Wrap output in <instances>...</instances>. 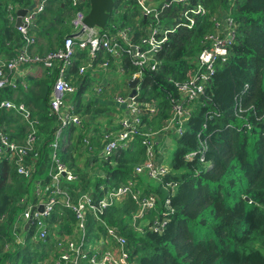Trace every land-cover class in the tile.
<instances>
[{
    "label": "trees",
    "instance_id": "obj_1",
    "mask_svg": "<svg viewBox=\"0 0 264 264\" xmlns=\"http://www.w3.org/2000/svg\"><path fill=\"white\" fill-rule=\"evenodd\" d=\"M36 1L0 0V57L13 58L25 44L16 28V13H12L11 19L9 7L26 9L33 7ZM115 1L114 13L102 34L129 28L135 32L136 40L144 37L150 21L142 15L136 0ZM165 1L156 5L157 8L160 9ZM89 2L85 0L81 6L86 12L90 8ZM197 5L205 7V16L195 17L193 29L179 27L171 34L166 47L157 56V69L145 70L136 96L140 105L139 131L155 134L163 140L176 136V150L168 165L170 172L161 182L154 181L157 185L147 183L144 186L145 194L159 198L157 210L147 213L146 219L153 220L157 213L165 212L166 200H170L175 212L169 216L161 233L149 228L143 233L135 230L133 218L138 207L132 198L125 206L108 210L105 220L121 230L136 264H264V0H190L186 9ZM184 8V5L176 4L162 19L174 24L178 19L184 21ZM74 16L75 8L70 0H48L36 27L31 30L37 37L34 52L42 55L62 48L66 39L73 36ZM222 16H227L235 25L236 38L230 59L216 69L204 95L192 105L193 113L183 134L168 133L165 128L172 118L171 102L180 98L176 83L188 80L196 57L204 48L203 42L218 30L217 23H222ZM41 39L46 44H41ZM87 53H77L67 74L71 82L73 77L74 86L76 79L81 77L80 64ZM97 58L98 61L108 59L114 64V59L106 53H99ZM116 65L117 70L119 66L124 69L130 81L136 70L129 57L124 56L122 63ZM57 73L55 68L46 70V79L28 77V90L21 86L18 89L6 87L2 92L4 97L11 98L16 93V102L31 109V118L38 121L37 143L30 155V163L36 165V177L43 178L45 183L50 181L48 171L53 165L50 145L58 130L56 116L50 108ZM86 75L85 83L90 78L88 73ZM84 93V89L79 88L74 97L73 94L67 97L75 107L73 112L81 117L83 127L67 128L58 150L60 161L76 178L73 182L63 179V188L74 200L93 191L101 196L109 188L142 179H137L134 171L147 159L141 137L109 160L99 156L102 149L99 141L105 133V129L101 132L99 128L111 124L112 120L104 106L106 103L95 97L88 102L83 98ZM145 105H156L157 113L151 114ZM1 115L0 126L12 139L23 143L30 130L25 117L15 112ZM101 117H107L105 122L90 125V121ZM93 127L99 133L91 143L93 148L98 147L95 167L92 171L88 165L82 171L77 167L74 154L77 151L79 154L84 135ZM201 141L207 144L204 161L201 156L187 160L189 153L199 150ZM168 182L175 183L174 191L165 189ZM31 190L32 184L17 173L14 165L8 160L0 161V243H16L13 234L21 213L20 200ZM70 219L74 221L72 212L59 208L51 217V223L61 224L53 231L60 234L65 228L70 232ZM138 223L141 225L142 222ZM93 236L94 226L89 223L88 239ZM40 260V253L32 252L29 245L6 253L3 245L0 249V264H38Z\"/></svg>",
    "mask_w": 264,
    "mask_h": 264
},
{
    "label": "built area",
    "instance_id": "obj_2",
    "mask_svg": "<svg viewBox=\"0 0 264 264\" xmlns=\"http://www.w3.org/2000/svg\"><path fill=\"white\" fill-rule=\"evenodd\" d=\"M47 1L40 0L37 5L30 8L28 14L23 18V25L17 28L25 42L23 48L11 59L0 57V115L3 112L21 113L30 127L25 142L20 144L0 126V161L8 160L10 164L15 163L17 173L27 183L32 184V192L25 193L20 200L21 213L15 223V233L13 234L16 243H5L6 249L3 252H9L14 248H25L29 245L32 252L38 251L42 254L43 259L38 264H136L131 258L132 253L128 240L121 230L111 226L105 220L108 210L125 204L128 199L132 198L138 207L133 218V227L141 233L148 228L150 231L161 233L169 221V216L175 210L171 208L170 200H166L164 203L166 211L157 213L153 220L145 222L146 214L157 210L159 198L154 194H145V191L139 188L137 180H129L117 187L109 188L101 196L92 192L77 197L75 200L68 190L63 188L64 178L67 182H73L76 178L58 157L60 140L65 129L83 126L81 117L73 112L71 106L67 105V97L76 91L67 74L77 53L88 51V61L81 66L80 76L93 70L96 64L103 71H109L113 66L110 60L102 59V61L96 62L99 53H106L114 59V64L119 65L122 63L123 57L128 56L130 64L136 70L133 73V80L141 81L146 69L152 71L157 69L159 64L157 56L166 47L171 34H174L179 27L193 29L196 24L195 17L205 16L206 9L202 5H197L187 10L186 5H189L190 0H167L160 9L153 3V0H136L142 15L150 21V24L145 28L146 35L136 40L135 32L129 28L110 34H102L106 31L88 28L84 24L88 12L81 8L85 0H70L75 8L72 24L74 35L77 36L73 35L67 38L62 48L40 55L34 52L37 38L31 33V30L36 27L37 19L45 11ZM176 4L185 6L182 14L184 21L178 19L177 24L166 22L162 16L166 15V12ZM14 11V7L10 6L11 19H13ZM217 27L218 30L203 42L204 48L196 57L188 80L176 83L180 98L171 102L173 105L172 118L165 128L168 133L183 134L193 113L192 105L199 102L204 95L205 87L211 76L215 74L216 69L226 64L230 59L231 49L236 38L234 22L226 17L223 23H217ZM82 31L83 34H81ZM37 66H42L46 70L58 69L52 89L50 108L53 115L59 120V126L53 143L50 145L53 150V165L48 172L49 183L37 178L36 165L28 162L37 143L36 126L38 121L31 118V113L24 104H17L12 99L4 98L2 93L6 87L18 89L21 86L28 90L29 69ZM118 72L123 73L124 69L119 66ZM102 91V87L97 89L98 94ZM129 100L131 99L120 95L114 99L116 104L125 107L127 113L121 119L118 130H108L104 133L102 156L109 160L117 151L128 149L141 137L147 159L136 167L134 176L137 179L146 176L151 180L161 182L170 172L168 166L159 163V158L162 159V155L156 154L161 141L155 134L139 131L141 125L140 105L136 98L131 102ZM145 107L153 115L158 111L156 105H145ZM240 112H242L241 109ZM85 143L89 145V140L85 139ZM206 151L207 144L205 141H201L199 150L189 153L186 159L191 161L201 156L203 162ZM175 187V183L168 182L165 189L174 191ZM40 207L43 208V211H40ZM59 208L72 212L74 221L70 220V232L57 234L53 231L57 225H52L51 217ZM139 221L142 222L141 225H138ZM28 223L29 227L26 229ZM89 223L94 226L96 236L94 245L88 241ZM17 230L20 232L17 233Z\"/></svg>",
    "mask_w": 264,
    "mask_h": 264
},
{
    "label": "crops",
    "instance_id": "obj_3",
    "mask_svg": "<svg viewBox=\"0 0 264 264\" xmlns=\"http://www.w3.org/2000/svg\"><path fill=\"white\" fill-rule=\"evenodd\" d=\"M40 0H37L35 5H37L39 3ZM165 0H153V3L155 5H160L164 2ZM34 5V6H35ZM33 6V7H34ZM33 7H30V8H33ZM30 8H26L28 11L30 10ZM15 13H16V18H15V24L17 22V19H18V15H17V12L19 10H21V8L19 7H15ZM24 9V8H23ZM13 12V13H14ZM223 17V16H222ZM227 17V16H226ZM226 17L224 16L223 19H221L222 23L224 22V20L226 19ZM51 25H49L47 28L49 29ZM74 35V33L72 34ZM36 37V36H35ZM141 37V36H140ZM139 37V38H140ZM37 38V37H36ZM138 38V39H139ZM41 44H46L45 40L44 39H41ZM85 52V51H83ZM46 53H42V55H44ZM88 57H89V52L86 54V58L82 61V64H80L81 66L86 64V62L88 61ZM102 61V60H101ZM98 62V60L96 61ZM79 65V67H80ZM42 66H37V67H31L29 69V78H35V79H38V78H42L44 77V74L46 73V69H44L43 67L41 68ZM88 74L90 75V78L87 80V83H85V79L87 78V75L85 77L81 76L79 77L78 79H76V81L74 82L75 83V88H76V91L80 88V89H84V96L83 98L86 100V101H90L91 97H95L97 100L99 101H102L104 103H106L104 106L105 108H107L108 112H109V117L111 118L112 120V123L107 125L106 127H100V131L101 132H104V129H105V132L106 131H114L116 128L119 127V123L121 121V119L125 116V114L127 113V111H125V107L122 106V105H118L115 103L114 99L115 97L117 96H123L125 98H129L130 99V94L132 92L131 88H130V82L131 81H134L133 80V75H132V79L129 81L128 80V77L126 76V73L123 72V73H120L118 72L117 70V65L116 64H113V66L110 68L109 71L105 72L103 71L98 64L95 65V68L91 71L88 72ZM56 78H57V75H56ZM55 78V80H56ZM72 82H73V77H72ZM140 82L139 81V85H140ZM139 85H138V88H139ZM128 86H129V89H128ZM99 87H102L103 88V91L99 94V95H96L95 92L97 93V89ZM137 88V90H139ZM76 91L73 93V97H74V94L76 93ZM95 91V92H94ZM98 94V93H97ZM14 98V102H16V100L18 99L16 93L15 95L13 96ZM102 98V99H101ZM52 99V97H51ZM72 102V100H71ZM17 104H21V103H17ZM67 105L71 106L72 108L74 107V105H72L69 101L67 102ZM26 107V106H25ZM27 108V107H26ZM75 108V107H74ZM115 109V112L117 111V113L113 112ZM107 117L103 118H99L97 120H92L90 121V125L92 126H96L98 123L100 122H105V119ZM57 119V118H56ZM57 126H59V120L57 119ZM75 127V126H74ZM83 127V126H82ZM70 128V127H69ZM77 128H80V127H77ZM64 135V132L62 134V137ZM99 136V133L96 132L95 130V127H93L92 131L86 133L84 135V139H83V145L81 146L80 148V152L78 154V151L75 152L74 154V157L76 159V162H77V167L79 169H81L82 171H84L88 165H90V167H92V171H93V168L95 167V159H96V152L98 151V147H92L91 146V143H92V140L93 138ZM62 139V138H61ZM85 139H88L89 140V145H86L85 143ZM16 140V139H15ZM98 140V139H97ZM159 140L165 142V140L167 139H162V137H159ZM17 141V140H16ZM61 141V140H60ZM18 142V141H17ZM102 145V149H100L99 151V156L102 158V151H103V139L102 141H99ZM21 144V143H20ZM23 144V143H22ZM59 147H60V144H59ZM84 147L85 148V153L86 154H83L84 153ZM85 156V160H86V164L82 167L80 164H79V159H81V157ZM166 159L164 158V156H162V159L159 158V163H161L162 165H164L166 163ZM49 172V171H48ZM148 178V177H147ZM43 180V178H41ZM143 179V178H142ZM149 179V178H148ZM141 180V179H140ZM138 180V186L141 190L145 191V187H142V183L141 181ZM151 180V179H149ZM153 181V184L154 185H157L156 182ZM49 183V182H48ZM95 192V191H93ZM92 193V192H91ZM127 204V202L125 204H122V205H117L115 207H123ZM114 208V207H113ZM71 220V219H70ZM70 220H69V224H70ZM61 223H58V225H60ZM57 225V224H56ZM57 225V227H58ZM57 227L55 229H57ZM65 229V228H64ZM62 230V233L66 232L65 230ZM96 239V236H95V233H94V236L90 239ZM88 239V241H90ZM41 256V260L43 259L42 257V254H40ZM40 260V261H41ZM22 263V262H20Z\"/></svg>",
    "mask_w": 264,
    "mask_h": 264
},
{
    "label": "water",
    "instance_id": "obj_4",
    "mask_svg": "<svg viewBox=\"0 0 264 264\" xmlns=\"http://www.w3.org/2000/svg\"><path fill=\"white\" fill-rule=\"evenodd\" d=\"M115 4V0H90V8L88 14L85 17L84 24L90 29L96 28L102 32H105L108 27V22L114 13ZM28 12L29 11L27 9H21L17 12L18 19L16 22V28H19L23 25V18L28 14ZM81 34H83V31ZM129 85L132 90L129 97L132 100L138 95L137 88L139 85V80L131 81ZM131 100H129V102H131ZM40 211H43L42 207H40ZM28 227L29 223L26 225V229Z\"/></svg>",
    "mask_w": 264,
    "mask_h": 264
},
{
    "label": "rangeland",
    "instance_id": "obj_5",
    "mask_svg": "<svg viewBox=\"0 0 264 264\" xmlns=\"http://www.w3.org/2000/svg\"><path fill=\"white\" fill-rule=\"evenodd\" d=\"M47 46H45L46 48ZM47 78V74L45 73L44 74V77H42V79H46ZM44 81V80H43ZM4 97V96H3ZM4 98H9V99H12L14 100V98L12 97H4ZM29 110V109H28ZM31 110V109H30ZM29 110V112H30ZM2 116V115H1ZM22 117L24 118V116L22 115ZM1 119V117H0ZM24 120L26 121V119L24 118ZM37 121V119H34ZM5 124V123H4ZM6 125V124H5ZM66 130V129H65ZM65 130H64V133H65ZM29 132V131H28ZM27 132V134H28ZM26 134V135H27ZM26 139V138H25ZM24 139V141H25ZM175 139H176V136H174V138L170 137V138H167V140H165V142H163L162 144H160L159 148H158V155H162L164 156V158L167 160L165 165L168 166L169 165V162L171 161V159L173 158L174 156V153H175ZM23 141V143H24ZM22 144V143H21ZM84 148V147H82ZM83 154H86L85 153V148H84V153ZM31 160V156L28 158V162H30ZM79 164L83 167L85 164H86V160H85V156L81 157V159H79ZM12 165L15 166L16 170H17V167H16V164L15 163H12ZM18 172V170H17ZM143 179H141V181H144V184L143 182L142 183V187L144 186H147V183H153L152 180H149L146 176H142ZM22 199V198H21ZM149 221V217L145 220V222H148ZM91 244H96V240L95 239H92L89 241ZM2 245H3V251L4 249H6V245L1 243V246H0V249L2 250Z\"/></svg>",
    "mask_w": 264,
    "mask_h": 264
}]
</instances>
